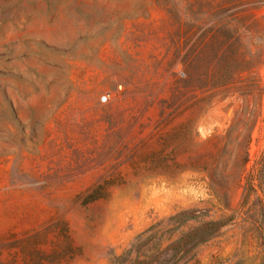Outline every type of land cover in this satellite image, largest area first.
Here are the masks:
<instances>
[{"label":"rangeland","instance_id":"obj_1","mask_svg":"<svg viewBox=\"0 0 264 264\" xmlns=\"http://www.w3.org/2000/svg\"><path fill=\"white\" fill-rule=\"evenodd\" d=\"M207 1L0 0V261L66 249V227L76 252L46 264H111L155 225L149 255L199 224L167 231L170 216L195 210L228 222L162 264H264V5L217 91Z\"/></svg>","mask_w":264,"mask_h":264},{"label":"trees","instance_id":"obj_2","mask_svg":"<svg viewBox=\"0 0 264 264\" xmlns=\"http://www.w3.org/2000/svg\"><path fill=\"white\" fill-rule=\"evenodd\" d=\"M245 3H255L252 7L242 10L239 6ZM207 5L209 6L208 21L212 23L208 27V34L211 39L215 41L217 45V50L215 54V59L217 63L218 76L215 78V82L212 86L213 89L217 91H222L227 88H232L235 85V78L238 75V68L242 65V53L237 47L238 42L241 40L240 28L245 27L249 32L253 31L258 24V17L255 13V9L260 8L264 5V0H208ZM188 16L192 15L195 19V9L193 7L187 8ZM171 13V11H170ZM173 15V12H172ZM264 42V38L258 37ZM180 48V47H179ZM185 50V46L180 49L179 54ZM196 50L194 47L188 48L182 55V63L190 73L188 78L193 81L197 79L196 75L193 73L196 69ZM165 140V139H163ZM248 162V155L242 157L241 166L239 167V180L241 177H244L245 167L244 165ZM243 166V168H242ZM261 177V176H260ZM258 186L260 189H263L261 185V180H259ZM257 185L253 183V180L247 178L246 185V199L250 195L251 191L257 192ZM101 188L97 187L90 191L85 197V203L92 202L98 198H102L105 195L101 193ZM204 212H197L195 210H183L180 211L168 218L171 227L167 231H175L181 226L189 223L190 221L198 222L190 232L182 234L177 240L166 246L164 249H160L154 253L147 255H141L142 250L149 246V240L153 236V228L155 225L148 228L143 233L139 234L136 238V241L133 242L132 248L126 251L123 254L115 255L111 264H162L163 256L168 250H172L173 253L171 257L177 256L179 259H182L190 251V249L202 244L210 236L214 235L221 227L227 224L228 219H203ZM65 237L67 239V248L58 247L54 249L51 253L42 254L37 251V254H40L41 257H38L37 261L34 264H46V262H54L62 260L66 257V253L74 254L76 246L71 240L69 230L66 227L64 229ZM150 232V234L148 233ZM148 233V236H147ZM155 234V233H154ZM146 235V237H144ZM191 244V246L182 252V249ZM4 246L9 247H18L16 243L3 244ZM21 246V245H20ZM24 247L21 246L22 251ZM136 251V256L131 257L132 252ZM25 252V251H24ZM0 264H6L5 262L0 261ZM176 264V262L172 263Z\"/></svg>","mask_w":264,"mask_h":264},{"label":"built area","instance_id":"obj_3","mask_svg":"<svg viewBox=\"0 0 264 264\" xmlns=\"http://www.w3.org/2000/svg\"><path fill=\"white\" fill-rule=\"evenodd\" d=\"M110 94L106 93L101 97L102 102H107L109 100Z\"/></svg>","mask_w":264,"mask_h":264},{"label":"bare ground","instance_id":"obj_4","mask_svg":"<svg viewBox=\"0 0 264 264\" xmlns=\"http://www.w3.org/2000/svg\"><path fill=\"white\" fill-rule=\"evenodd\" d=\"M228 120V119H227ZM227 126V123L225 124V127Z\"/></svg>","mask_w":264,"mask_h":264}]
</instances>
